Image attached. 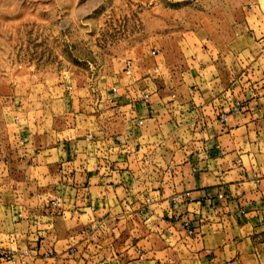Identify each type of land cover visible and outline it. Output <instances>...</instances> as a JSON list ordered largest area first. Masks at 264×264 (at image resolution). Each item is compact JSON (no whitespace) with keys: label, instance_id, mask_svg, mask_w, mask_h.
<instances>
[{"label":"crops","instance_id":"0c3cea01","mask_svg":"<svg viewBox=\"0 0 264 264\" xmlns=\"http://www.w3.org/2000/svg\"><path fill=\"white\" fill-rule=\"evenodd\" d=\"M194 42L136 52L91 106L61 85L57 113L1 108L0 248L25 264H264V51Z\"/></svg>","mask_w":264,"mask_h":264},{"label":"rangeland","instance_id":"374dc122","mask_svg":"<svg viewBox=\"0 0 264 264\" xmlns=\"http://www.w3.org/2000/svg\"><path fill=\"white\" fill-rule=\"evenodd\" d=\"M162 30L191 34L164 40ZM195 36L219 53L264 51V0H0V112L28 97L57 113L61 85L91 106L136 52L174 51Z\"/></svg>","mask_w":264,"mask_h":264},{"label":"built area","instance_id":"2783aa9c","mask_svg":"<svg viewBox=\"0 0 264 264\" xmlns=\"http://www.w3.org/2000/svg\"><path fill=\"white\" fill-rule=\"evenodd\" d=\"M157 52L158 50H153L152 54H155ZM130 66H131V63L129 60H127L124 64V67L127 73L129 71ZM146 97L147 95L144 94L143 98H146ZM235 110H239V106H236ZM222 120H224V118H222ZM219 197H221V195H219ZM184 226L187 229L188 234L193 235V230L189 227V223L187 221L184 222ZM19 253L20 255H24L27 253V250H21ZM50 255H51L50 253H47L45 256H50ZM0 264H25V263L24 261L16 258V253H14L12 250L0 248Z\"/></svg>","mask_w":264,"mask_h":264}]
</instances>
